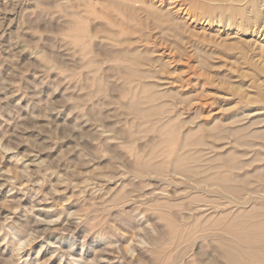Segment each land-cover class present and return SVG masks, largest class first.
I'll return each mask as SVG.
<instances>
[{
	"label": "rangeland",
	"instance_id": "rangeland-1",
	"mask_svg": "<svg viewBox=\"0 0 264 264\" xmlns=\"http://www.w3.org/2000/svg\"><path fill=\"white\" fill-rule=\"evenodd\" d=\"M121 2L139 8L133 20ZM164 2L0 0V264L224 263L212 233L182 241L171 255L157 251L168 227L146 201L177 202L172 215L183 223L190 197L206 195L182 174L137 176L134 156L156 142L155 126L179 115L182 134L198 123L196 140L242 159L237 129L264 131V81L260 60L239 45L262 43L191 10L168 14ZM157 13L175 16L179 29ZM133 68L140 83L167 93L156 120L130 107ZM30 234L36 238L19 249Z\"/></svg>",
	"mask_w": 264,
	"mask_h": 264
},
{
	"label": "bare ground",
	"instance_id": "bare-ground-1",
	"mask_svg": "<svg viewBox=\"0 0 264 264\" xmlns=\"http://www.w3.org/2000/svg\"><path fill=\"white\" fill-rule=\"evenodd\" d=\"M168 1H169L168 6H169V9L171 10V11H168V14L173 13L172 12L174 11L173 9L175 8L177 9L179 7L177 12L180 10H184V11L187 10L186 11L187 13L189 10H191V11H194L193 13H195L194 14L195 16L197 15L201 19H209L210 21L217 19L219 23H224V24L228 23L225 25H234V26L237 25L239 26V28L241 26L242 28H246V30H250V35L253 38H256L255 39L256 44L260 42L262 43V45L261 44H260L261 46L255 45L256 47H254V44H252L253 47H251L252 45H251V42L249 41L251 45L250 47L252 48L250 49L248 45L247 46L249 48L245 45L246 40L245 42L241 40L243 43L241 42L239 47L241 48L243 56L248 51H251L253 55L252 60L253 58L255 59L257 58L258 61L260 60L259 65L264 66V0H165V2H168ZM121 4L125 5L123 6L125 9L122 8L121 6L120 7L121 9H123L125 13L126 11H128L127 15L130 18L139 12L138 10H136L135 7L137 6L135 5L130 6V3L128 2L127 3L121 2ZM131 4H134V3H131ZM186 6L188 8H186ZM149 12H152V11H149ZM154 12H156V10ZM151 14L153 15L154 13H151ZM162 15L158 14V16H155V17H158L157 18L158 21H162V23L164 22L165 25L167 24L168 29H171V31L173 30V32L174 30L179 29L177 28L178 27L176 24L177 22H175L176 19H174L175 16H173L174 18L171 16L173 14L171 15L164 14L163 16ZM169 16H171L172 18ZM161 17L163 18L161 19ZM164 18L165 20H163ZM131 19L133 20V18ZM154 20L156 21V19ZM126 24L128 23L126 22ZM165 25L164 27L167 28V26ZM84 28L81 27V30L83 32H84ZM83 36H86V35L83 34ZM236 41L238 43L239 41L238 38ZM252 42H253V39H252ZM171 43L173 44V42ZM237 43L235 44L237 45ZM177 45L179 46L178 43ZM181 47L182 46H180V48ZM251 53H250V56H251ZM183 56L184 55H182V57ZM235 59H232V60H235ZM233 64H234V61H233ZM263 66L261 68V71L257 70L259 71L257 73L258 76L262 78V80L260 79L261 82L264 81ZM208 67H210V65H208ZM254 67H256V65H254ZM257 68H259V66H257ZM131 75L132 76H129L130 78L132 77L130 79V87H128L130 88V91L128 93L129 99L131 101L130 107H132V109L138 116H141L143 119L145 118L146 121L151 120V119L156 120L154 118H157V117L159 118V116L162 115L161 114L162 107L166 105L165 104L166 102L162 101L164 103L163 105V103L159 102V100L166 97L167 93H164L162 90L161 91L155 90L151 86L149 87L148 85L144 83L143 84L140 83V81L142 82L141 79L143 78L142 77L143 75H141L140 73V69L139 70L134 69ZM263 88L264 87H262L261 89L263 90ZM98 89H100V87ZM243 89H244V86H243ZM246 90L247 89H245L244 91ZM249 94L247 95L249 96ZM262 102H264V100H262ZM174 117L175 116H173V118L169 117L171 118L170 120L167 119L166 121H163L159 126H155L156 132L158 133L156 137L158 138H156V142H154L153 145H150L148 147L147 151L145 149L146 151L145 154H140V153L135 154L134 156L135 157L134 158L135 159V168H134L135 174L143 179H145L144 177L146 173H152V174L154 173V174H159V175L164 174L163 176H165L166 175L165 173L167 172H168L167 174L169 175L171 173L182 174L183 177L185 176L186 179L188 178L194 182L195 187H193V189H196L197 193L202 192L206 196H200L198 194H195L190 197L189 204H191L192 206L189 205L191 206L188 209L189 212L184 217V219L188 221L183 222V223H180L178 220L177 222L173 217L174 215H172L173 209L181 208L180 204H178L177 202H172L169 199H165V198H162V199L154 198V199L146 201L145 204L150 205L151 206L150 208H152L154 211H157L159 219L164 220L168 227V237H169L168 244L161 246L160 249L157 251L161 254L167 253L171 255L172 251H174L176 247L182 243V241L194 238L198 236L200 233L201 234L212 233L217 242L215 249H217V251L222 256V259L221 258L220 259L223 260L224 262V263L222 262L223 264H264V131L260 133L258 130L259 133L257 131H255L257 132L255 133L254 131L248 130V128L246 127L237 129V133L239 134L238 140L243 141L244 144H243L242 149L245 148L244 152L241 155L239 154L240 152H238V154L241 157H243L242 159H238L239 158L238 156L232 155L230 151L228 152L222 151V148H220L219 146L216 147L214 145H210L206 143L205 140L203 141L202 139H199V138H197L196 140L195 132L197 130H195V128L193 129L189 127L190 130H188L187 132L183 131L184 134H182V127L180 126L179 128V125L176 123L177 117L175 118ZM154 125L156 124L154 123ZM197 126L199 129L197 132L199 131L201 132L200 130L201 128L199 127L198 123H197ZM199 137L201 138V136ZM152 139H154V137H152ZM151 193L153 194L154 191ZM146 195L147 194L144 195L143 193L141 197L146 196ZM185 199L183 200L185 201ZM104 205L105 204H103V206ZM184 205H186V202L184 203ZM208 210H213V211L209 214H205V212H207ZM14 227L16 226L14 225L12 228ZM12 228L10 227V229ZM17 233L18 232H16V234ZM29 236H33V237H28L24 241L21 240V242L19 243V249L24 248V246L26 247L27 245H30L32 239L34 238V235L30 234ZM105 236L106 235H104V237ZM127 251L129 250L127 249ZM169 259L170 258L166 259L164 261V264H168ZM8 264L10 263L8 262Z\"/></svg>",
	"mask_w": 264,
	"mask_h": 264
}]
</instances>
